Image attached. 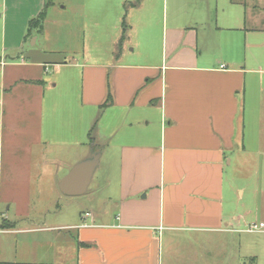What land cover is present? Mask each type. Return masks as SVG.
<instances>
[{
	"label": "crops",
	"instance_id": "0c3cea01",
	"mask_svg": "<svg viewBox=\"0 0 264 264\" xmlns=\"http://www.w3.org/2000/svg\"><path fill=\"white\" fill-rule=\"evenodd\" d=\"M240 4L64 0L60 20L53 0H0V264H168L202 234L232 257L227 167L257 74ZM91 153L86 191L63 194Z\"/></svg>",
	"mask_w": 264,
	"mask_h": 264
},
{
	"label": "rangeland",
	"instance_id": "374dc122",
	"mask_svg": "<svg viewBox=\"0 0 264 264\" xmlns=\"http://www.w3.org/2000/svg\"><path fill=\"white\" fill-rule=\"evenodd\" d=\"M224 2L229 8V0ZM240 2L238 7L245 14L246 26L249 29V59L248 68L255 70L256 86L249 92L248 105L250 108L247 120V150L232 155V164L227 167L228 177L232 178V195H228V208L235 216L232 241V257L229 249L217 237L199 235L187 238L179 243L171 252L168 264H264V228L248 232L252 224H264V0H235ZM60 20H65L66 12L58 11L64 0H53ZM214 3L215 0H209ZM221 5V4H220ZM234 8V7H232ZM54 12V11H53ZM20 20V19H17ZM18 21L12 32L20 37L23 25ZM53 29L54 27L51 26ZM48 26V29H51ZM5 44L9 43L10 27L5 28ZM4 27L0 20V57L2 53ZM33 38L26 42L27 48L32 46ZM261 78V79H260ZM256 91V92H255ZM104 160V159H103ZM101 159L95 172L94 182L90 185L88 194L93 192L95 180L100 176L104 166ZM73 200H85L86 197ZM77 201H74V204ZM75 209V208H74ZM229 240V239H228ZM229 248V243H228ZM6 254L7 248L3 247Z\"/></svg>",
	"mask_w": 264,
	"mask_h": 264
},
{
	"label": "water",
	"instance_id": "95a60500",
	"mask_svg": "<svg viewBox=\"0 0 264 264\" xmlns=\"http://www.w3.org/2000/svg\"><path fill=\"white\" fill-rule=\"evenodd\" d=\"M99 154L91 153L87 160L75 165L59 183V190L68 196L82 195L98 165Z\"/></svg>",
	"mask_w": 264,
	"mask_h": 264
},
{
	"label": "trees",
	"instance_id": "16d2710c",
	"mask_svg": "<svg viewBox=\"0 0 264 264\" xmlns=\"http://www.w3.org/2000/svg\"><path fill=\"white\" fill-rule=\"evenodd\" d=\"M46 7V6H45ZM42 18H43V12L39 14L38 18L36 20H31L28 25V32L32 29H41V23H42Z\"/></svg>",
	"mask_w": 264,
	"mask_h": 264
},
{
	"label": "built area",
	"instance_id": "2783aa9c",
	"mask_svg": "<svg viewBox=\"0 0 264 264\" xmlns=\"http://www.w3.org/2000/svg\"><path fill=\"white\" fill-rule=\"evenodd\" d=\"M262 228H264V224L263 223H259L258 225L257 224H252V225H250L247 228V231L248 232H255V231L261 230Z\"/></svg>",
	"mask_w": 264,
	"mask_h": 264
}]
</instances>
